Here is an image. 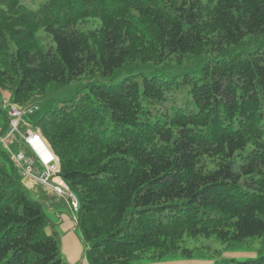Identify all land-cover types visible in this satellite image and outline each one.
I'll return each mask as SVG.
<instances>
[{"label":"trees","instance_id":"16d2710c","mask_svg":"<svg viewBox=\"0 0 264 264\" xmlns=\"http://www.w3.org/2000/svg\"><path fill=\"white\" fill-rule=\"evenodd\" d=\"M25 1L0 0V124L3 93L81 81L21 127L79 191L87 263L192 259L203 237L260 239L210 264H264V0ZM51 224L0 146V264H62Z\"/></svg>","mask_w":264,"mask_h":264},{"label":"built area","instance_id":"2783aa9c","mask_svg":"<svg viewBox=\"0 0 264 264\" xmlns=\"http://www.w3.org/2000/svg\"><path fill=\"white\" fill-rule=\"evenodd\" d=\"M15 105V104H13ZM8 108L9 127L6 131L2 130L0 124V145L4 149L14 165L20 170L23 176L35 179L43 185H47L59 195L66 196L70 201L71 210L76 213L79 209V202L69 186L58 177L59 164L49 155L44 156L41 162L33 154H28L23 146L13 150L12 146L16 140H22L26 146L42 148V138L38 132L27 129L25 132L20 130V126L25 123L24 118L37 111V106L30 104L27 106L15 105ZM19 136V138H17ZM55 179H60L55 181Z\"/></svg>","mask_w":264,"mask_h":264},{"label":"crops","instance_id":"0c3cea01","mask_svg":"<svg viewBox=\"0 0 264 264\" xmlns=\"http://www.w3.org/2000/svg\"><path fill=\"white\" fill-rule=\"evenodd\" d=\"M3 94L9 96L7 92ZM20 130L25 132L27 127H21ZM16 141L12 149L22 145V140L19 139L18 141L17 139ZM59 180L55 179V181ZM22 182L31 195L42 204L44 211L50 218L52 227L59 233L62 241V262L64 264H88L84 257L82 242L76 231L75 215L71 211L68 198L56 194L51 187L43 185L35 179L22 176Z\"/></svg>","mask_w":264,"mask_h":264},{"label":"rangeland","instance_id":"374dc122","mask_svg":"<svg viewBox=\"0 0 264 264\" xmlns=\"http://www.w3.org/2000/svg\"><path fill=\"white\" fill-rule=\"evenodd\" d=\"M37 0H28L25 1V3L30 6H35L37 5ZM118 81L119 79H115ZM81 81L76 80L73 81L72 83L59 88L53 92H49L44 95H40L36 97L32 103L36 105L38 108L42 107L45 103L48 101H51L52 103H56L57 100L65 98L70 96L71 94H76L80 90L81 86ZM9 95V94H8ZM7 95H4L3 97V105L7 111L8 114V108L12 107L14 103L8 100ZM18 105V104H17ZM15 106V105H13ZM21 106V105H20ZM70 190L75 194L77 199L79 200V191L78 189L75 188H70ZM47 230L52 233V227H48ZM60 242L61 237H60ZM83 246V244H82ZM197 246L198 249L195 251L198 256L194 257L192 259H176L174 262H162L158 264H166V263H172V264H210L213 261H217L220 259H233V260H245L249 257L255 256L256 254L259 253L260 251V239L255 238L253 240H249L248 243L245 245L244 248L242 249H230L227 248L226 245L220 241L211 239V238H197L196 240L190 241L188 247H193ZM202 256V257H200ZM85 257V256H84ZM200 257V258H198ZM86 260V258H85ZM87 262V261H86ZM64 264V262H62ZM153 264V263H152ZM157 264V263H154ZM232 264V263H230Z\"/></svg>","mask_w":264,"mask_h":264}]
</instances>
